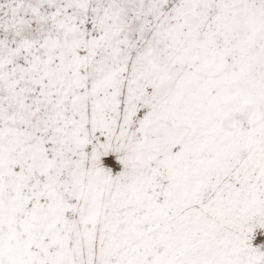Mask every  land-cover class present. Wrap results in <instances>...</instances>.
I'll return each mask as SVG.
<instances>
[{
  "label": "snow or ice",
  "instance_id": "1",
  "mask_svg": "<svg viewBox=\"0 0 264 264\" xmlns=\"http://www.w3.org/2000/svg\"><path fill=\"white\" fill-rule=\"evenodd\" d=\"M0 264H264V0H0Z\"/></svg>",
  "mask_w": 264,
  "mask_h": 264
}]
</instances>
